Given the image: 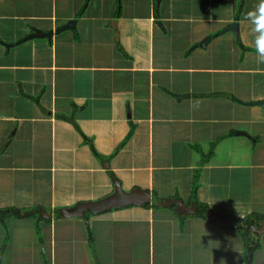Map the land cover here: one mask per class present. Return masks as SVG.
Listing matches in <instances>:
<instances>
[{
  "label": "crops",
  "instance_id": "0c3cea01",
  "mask_svg": "<svg viewBox=\"0 0 264 264\" xmlns=\"http://www.w3.org/2000/svg\"><path fill=\"white\" fill-rule=\"evenodd\" d=\"M258 3L0 0V209L23 214L0 224V264L246 263L226 217L264 216V64L245 20ZM114 179L161 209L63 217ZM196 186L215 224L193 216Z\"/></svg>",
  "mask_w": 264,
  "mask_h": 264
},
{
  "label": "water",
  "instance_id": "95a60500",
  "mask_svg": "<svg viewBox=\"0 0 264 264\" xmlns=\"http://www.w3.org/2000/svg\"><path fill=\"white\" fill-rule=\"evenodd\" d=\"M76 20L72 19L68 21L66 24L62 25L57 29L58 32L68 29V28H75ZM224 30H232L237 37L239 38L240 41V35H239V29H238V23H233L230 26H228ZM223 30V31H224ZM54 31H42L40 29H36L34 33L29 35L27 38H34V37H40V36H46L51 38L53 35ZM210 40L208 38L206 41ZM205 42L202 44L204 45ZM253 105L256 106H264V102H256ZM114 183L116 186V192L112 195L109 196L103 200L100 201H92V202H86L77 205L76 207L72 209H63L62 210V215L63 217L66 218H82L86 213H91L93 215H99L101 213L108 212L110 210L114 209H123L129 206H140L143 207L147 204H151L153 201V197L151 192L136 188L135 190L128 192L125 191L123 188V184L120 180L114 179ZM169 201L165 203V205H169ZM43 217H52V214L46 213L43 209H41ZM20 212V211H18ZM230 222L224 221L222 225H229ZM253 230L259 232L260 234L264 233V223H263V228L261 230H257L256 228L253 227Z\"/></svg>",
  "mask_w": 264,
  "mask_h": 264
},
{
  "label": "trees",
  "instance_id": "16d2710c",
  "mask_svg": "<svg viewBox=\"0 0 264 264\" xmlns=\"http://www.w3.org/2000/svg\"><path fill=\"white\" fill-rule=\"evenodd\" d=\"M87 138V137H86ZM126 146V143L120 148L123 149ZM120 151V150H119ZM212 155V153H210L208 156H206V159L204 161H206L208 158H210ZM196 191H197V186L195 187V191H194V199H195V203H196V208H197V213L195 215H193L194 217H199L202 219H205L207 221H210L211 223L215 224L214 219H210L212 218V216H216L217 213H214V215H212L210 218L208 217V212H209V207L205 204H200L197 201L196 198ZM181 196L178 195V198H180ZM175 199L176 201H173L171 203H169V206L172 207L173 209H177V206H182L184 205L183 201L182 203L181 200ZM168 200L163 201L164 203H167ZM147 209H151L152 207L155 209H161V205H159V199L158 197L154 200L153 204H147L145 205ZM41 207H35L32 209H29L27 211H24L27 213V217L30 218H36L38 221L40 220H44V221H49V220H45L42 218L41 212H40ZM61 210H57V217H61L60 212ZM23 212V213H24ZM210 213V212H209ZM23 214H18L17 213V209L15 207H6V208H1L0 209V224H2L4 227H7L6 222L8 219L10 218H20L22 217ZM223 217H226L223 215ZM89 219V218H88ZM186 217L183 218V220H185ZM226 219H230L232 220V225L229 227V229L238 232L244 239V244L246 247V254H245V264H252L253 261V255L254 252L257 251V249H259V244H258V239L255 238V234L252 232L251 227L253 226V223L256 224V222H259V220H264V216H261L259 214H252L250 217L246 218V219H239L236 216H230V217H226ZM92 239V238H90ZM93 240V239H92Z\"/></svg>",
  "mask_w": 264,
  "mask_h": 264
},
{
  "label": "clouds",
  "instance_id": "9594fccd",
  "mask_svg": "<svg viewBox=\"0 0 264 264\" xmlns=\"http://www.w3.org/2000/svg\"><path fill=\"white\" fill-rule=\"evenodd\" d=\"M245 20L251 24V31L255 34L254 46L257 63L264 64V0H259L254 10L246 14Z\"/></svg>",
  "mask_w": 264,
  "mask_h": 264
},
{
  "label": "rangeland",
  "instance_id": "374dc122",
  "mask_svg": "<svg viewBox=\"0 0 264 264\" xmlns=\"http://www.w3.org/2000/svg\"><path fill=\"white\" fill-rule=\"evenodd\" d=\"M114 6H115V5H114ZM109 9H110V8H109V7H107V8H106V11H107V10H109Z\"/></svg>",
  "mask_w": 264,
  "mask_h": 264
}]
</instances>
